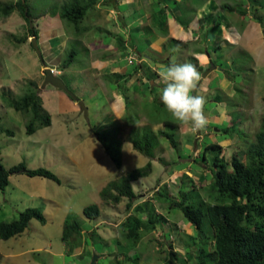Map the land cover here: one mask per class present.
I'll use <instances>...</instances> for the list:
<instances>
[{"label":"rangeland","instance_id":"obj_1","mask_svg":"<svg viewBox=\"0 0 264 264\" xmlns=\"http://www.w3.org/2000/svg\"><path fill=\"white\" fill-rule=\"evenodd\" d=\"M17 1L0 0V6ZM28 1L39 29L38 41L44 59L31 46L33 37L27 42H18L29 35L25 20L18 13L9 17L0 14V128L15 132L14 137L0 135V159L7 170L21 163L28 169H49L60 178L61 184L21 173L11 175L10 186L4 192L0 191V223L18 220L29 208L39 209L46 217V223L34 219L22 235L8 241L0 238V253L26 251V256L10 260L11 264H91L94 259L96 264H169L167 258L172 245L179 257L186 260V252L191 249H186L187 242L191 243L188 236H196V228L187 222L180 210L171 208L169 200H159L156 194L166 191L168 196L181 199L190 192L188 196L194 197L193 202L208 200L213 182V158L217 152H208L206 162L200 157L204 149L211 144L223 145L228 159L235 151L244 153L253 141L264 115V21L262 24L253 18L256 11H253L252 3L264 4V0H99L78 29L60 17L62 7L70 5L71 0ZM227 5L236 8L237 12L229 11ZM241 5L247 7L246 16L238 12ZM175 7L179 9V16L173 11ZM212 7H217L216 11L213 12ZM259 7L258 15L264 17V9ZM201 8H209L206 13L210 17L213 15L216 25L211 27L213 31L208 42L192 41L188 51H202L208 55L207 47L217 66L218 71H212L207 77L204 75L214 66L203 73L199 71L202 90L194 93L205 97L204 112L209 122L198 133L184 127L171 130L163 126L165 122H179L165 107L157 112L155 98L160 91L152 93L157 86L152 84L154 79L150 82L144 79L143 70L136 73L140 69L137 58L135 64H131L124 48H139L142 52L139 58L142 56L147 61L151 55L160 54L154 51L155 48L160 50L163 46L169 51L171 63L195 65L191 57L185 61L187 49L165 44L163 39L154 41L152 48L150 43L156 35L166 36L164 28L169 29L171 22L182 26L180 22L184 20L189 24L188 29L182 26L186 35L195 33L199 27H204L203 33L210 30V21L197 17ZM173 26L170 37L180 39L181 35L175 33L176 26ZM223 26L227 30L234 26L241 38L233 35L230 37L234 43L221 42L219 29L224 31ZM147 32H151L150 36L145 34ZM214 45L221 49L215 52ZM121 53L125 54L120 59ZM159 56L162 61H169L167 55ZM153 57L147 62L150 69L146 71L150 72L154 66V73L159 76L163 66H155ZM104 58L108 59L107 64L99 62ZM68 60L72 62L64 67ZM111 62L114 63L110 70L107 66ZM46 67L60 72L58 77L84 103L87 115L77 102H71L68 93L51 85L43 87ZM113 69L115 73L129 74L128 82L116 83L117 76L111 75ZM215 74L217 79L213 78ZM224 81L226 86L229 85L225 92L220 88ZM30 82L36 83L39 90L35 91ZM119 85L121 90L116 98L113 90ZM162 86L161 83L160 88ZM30 90L41 98L42 110L51 116L52 122L49 127H37L33 135L27 133L32 114L10 108L3 97V93H8V98H20ZM124 94L129 97L128 101L123 98ZM217 97L221 99L219 103ZM222 109L230 111L225 119L220 116ZM231 119L234 130H229ZM155 123L162 124L154 126L156 132L165 129L174 133L179 146L173 148L162 137L154 151L155 158L150 159L135 151L132 141L143 136L147 126ZM96 132L121 144L118 146L120 167L106 154ZM148 162L153 164V173L133 183L138 194L134 206L150 202L163 218V225L143 234V240L134 245L123 238L120 228L129 215L127 202L105 203L100 191L109 182L119 180ZM93 204L102 210L96 221L83 214L84 208ZM71 217L84 230L82 245L74 251L79 254L77 256L70 252L74 240L70 239L68 246L62 241L66 222ZM205 232L210 235L208 227ZM50 242L53 243L52 254L38 252L39 248H48ZM179 263L183 264V261ZM189 264H197V259L190 260Z\"/></svg>","mask_w":264,"mask_h":264},{"label":"trees","instance_id":"obj_2","mask_svg":"<svg viewBox=\"0 0 264 264\" xmlns=\"http://www.w3.org/2000/svg\"><path fill=\"white\" fill-rule=\"evenodd\" d=\"M97 1L99 0H71L69 1L70 5L62 7L60 17L68 21V23L75 25L76 29H78L89 10L99 4ZM254 1L256 2L257 0ZM259 6L261 9H264L263 3H252L253 11H256L253 14V18L263 24L264 17L258 15L257 7ZM228 9L231 12H237L236 8L232 6H228ZM238 12L242 16H246L248 13L247 7L241 5V10ZM14 13H18L29 27L27 31L29 35L23 39H18V42H27L29 37H37L39 39L40 33L33 19L30 2L28 0H18L17 2L5 3L0 6V14L4 17H9ZM179 19L182 20L181 18ZM206 20L210 21L208 25H210L211 31V27L212 25H216V21L212 16L206 17ZM183 21L180 22L181 25H184L188 29L189 24ZM163 24L165 25V22ZM164 30L165 35H167L169 29L164 28ZM210 31L202 32L204 37L210 35ZM145 34L150 36L151 32ZM167 43L176 45L182 49H186L189 45L187 42L174 38L168 39ZM31 46L33 47L32 43ZM220 49L221 46L214 45L215 52ZM139 53L142 54V52ZM137 56H131V64H135L134 59ZM141 58L143 59L142 56ZM192 60L194 63L197 62L194 57H192ZM70 62L72 61L68 60L64 67H68ZM154 62L158 63L156 60ZM198 71L201 72L200 67ZM111 75L117 76L118 80L116 83L125 82L129 78V74L126 73H111ZM155 77V73L152 75L146 74L149 82ZM30 85L35 91L39 90V86L36 83L30 82ZM8 95V93H3V97L8 101L10 108H13L17 112L32 114V119L27 125L28 135L35 134L37 127L51 126V116L43 112L42 100L36 92L30 90L28 94L20 98H8ZM128 98L125 96V100L128 101ZM216 99L217 101H221L219 97ZM73 101L75 102L72 98L71 102ZM156 102L157 112L160 113L161 110L159 109H163L164 106L160 99H157ZM232 120H230L231 128L229 130H234L235 128V125L232 126ZM164 125L171 130L183 129L179 123L170 121L165 122ZM147 127L148 130L143 136L133 139L132 144L135 151L150 159H154V151L159 147L160 138L162 137L167 139L173 148H178L179 143L174 133L172 134L169 130L165 129L156 132L152 128V125H148ZM1 134H6L9 137L15 136L14 131L0 128ZM96 136L106 154L114 164L120 167L121 151L118 150V146L121 144L100 136L98 132H96ZM204 150L203 155L200 156L203 161H206V154L208 152H217L213 158V169L211 171L213 182L209 187L208 200L201 199L200 201L193 202L194 197L188 196L190 192L184 194L181 199L168 196L166 191L156 194L159 200H169L171 208L180 210L187 222L196 228V236L187 235L191 240V243H188V241L186 244V249L187 247L191 248L190 251L186 252L187 261L179 257L178 253L174 251L173 246L170 245L169 257L167 258L169 264H180V260L183 261V264H189V261L194 258L197 259V264H264V115L262 116L258 132L255 133L253 141H251L244 153L235 151L231 158L226 159L223 145L217 143L207 146ZM19 173L31 178L40 177L59 185L61 184L60 178L49 169H28L25 164L21 163L7 170L0 159V191L4 192L10 186L11 175ZM152 173L153 164L152 162H148L144 167L127 173L119 180L109 182L100 191V197L105 203L119 205L125 201L127 202V212L129 215L120 228L123 230V238L134 245L139 244L143 240V234L151 233L158 225H163V218L156 213L154 206L150 202L144 201L134 206L138 194L133 188V183L149 177ZM83 214L87 219L96 221L101 217L102 210L99 205L93 204L85 207ZM145 214H147L146 217L144 216ZM34 219L39 220L43 224L46 223V217L39 209L35 208H29L22 212L20 218L16 221L1 222L0 238L8 241L13 237L22 235L30 227ZM207 227L209 228L210 235H207L205 232ZM83 238L84 230L71 217L66 222L62 241L68 246L70 239H73L74 242L70 245V252L74 253L75 248L77 249L82 245L81 241ZM198 245L200 247L197 249ZM129 260H131L130 257Z\"/></svg>","mask_w":264,"mask_h":264},{"label":"clouds","instance_id":"obj_3","mask_svg":"<svg viewBox=\"0 0 264 264\" xmlns=\"http://www.w3.org/2000/svg\"><path fill=\"white\" fill-rule=\"evenodd\" d=\"M212 66L215 69L217 68L214 64ZM47 68L51 69L56 77L60 75V72L56 73L55 68L46 67L45 70ZM207 73L210 74V71ZM46 76L45 74V78ZM159 77L160 82L164 85L160 89L159 98L168 113L190 132L198 133L203 131L209 121L204 112L205 97L200 94H194L201 81V73L196 66L189 62L176 63L173 61L169 65L162 67ZM78 101H80L79 98L75 100L77 103Z\"/></svg>","mask_w":264,"mask_h":264},{"label":"crops","instance_id":"obj_4","mask_svg":"<svg viewBox=\"0 0 264 264\" xmlns=\"http://www.w3.org/2000/svg\"><path fill=\"white\" fill-rule=\"evenodd\" d=\"M130 4H134V3H130ZM208 3H206V4H203V5H207ZM171 7V6H170ZM204 7V6H203ZM202 7V8H203ZM201 8V9H202ZM213 8V7H212ZM170 9V8H169ZM199 10L200 12L199 13H197V14H199V15H197V17L199 16V17H205L204 19H206V17H208L209 16V13L207 14L206 13V11L209 9V8H205V10L204 9H202V10ZM216 9H217V7L215 8H213L212 9V11L214 12V11H216ZM173 11H174V13L177 15V16H179L180 15V12H179V9L177 8V7H175V8H173ZM212 17H213V15H212ZM201 19V18H200ZM172 24H174V26L173 27H175L173 30L175 31V33H179L180 35H181V37H180V39H177V40H181V41H184V42H187L189 45H188V47H190V44L192 43V41L193 42H197V43H201V44H204V42H208V40H210L211 39V37H210V35H206V37H204V35H203V33H202V31H203V29H204V27L202 28V27H199L198 29H197V31L195 30V33H193V34H191V35H186V34H184V30H183V28H182V26H178L177 25V23L175 22V23H173V22H171V27L170 28H172ZM224 27V26H223ZM170 28H169V31H170ZM172 29H171V32H172V34H173V31ZM210 31V30H209ZM212 31V30H211ZM210 31V32H211ZM219 35H220V41L221 42H223V41H226V42H228V41H231L232 39H231V37L230 36H233V35H235L236 36V38H241V36L238 34V32H237V30L235 29V27L234 26H231L230 27V30H227L226 29V27H224V31H222L221 29H219ZM170 32L166 35V36H163V37H161V36H157L156 35V38L154 37L153 39H152V42L150 43V47L152 48V44L154 43V41H156V42H158V40H160V39H163V40H165L164 42H166L165 44H167V42H168V39H171V37H170ZM172 36V35H171ZM232 42V41H231ZM232 43H234V42H232ZM162 45H163V43H162ZM208 46V45H207ZM188 47L186 48L187 49V52L185 53V55H184V59H185V61H186V59L187 58H192V57H194L196 60H197V62L195 63V66H196V68H197V70L199 69V67L201 68V73H203L204 71H206V70H208L211 66H212V64H214V65H216L215 63H214V61H213V56L212 55H209L210 54V51H209V49L206 47V51H208L207 53H208V55H206L205 54V52H197V51H193L192 53L190 52V51H188ZM122 48V47H121ZM161 49V51L158 49V50H156V48L154 49V51H159L160 52V54H157V56H155V57H153L152 55H151V59H147V61L145 60V59H140L139 58V60L137 59V61H138V63H139V70L136 72V73H140L141 72V70H143L144 71V74H145V77H144V79H146V80H148L147 78H146V74L147 73H149L150 75H152L153 73H154V66H153V68L151 69V71L150 72H148V71H146V69H150L149 67H147V62H150V61H152V57H153V60H156L158 63H156V65L155 66H165V65H169L170 63H171V57L169 56V51L167 50V49H165L163 46L162 47H160ZM123 49V48H122ZM124 50H125V55L126 56H128V57H131V56H139L140 54H139V52H138V48H136V47H130V46H127L126 48H124ZM130 50V51H129ZM124 54H122L121 53V55H120V59L124 56ZM149 55H150V53H149ZM159 55H163V56H165V55H167V58L169 59V61L168 62H164V61H162L161 59H162V57L161 56H159ZM137 56V57H138ZM158 59V60H157ZM108 60V59H107ZM107 60H106V58H104V60H100L99 62H101V63H103V64H107ZM143 60V61H142ZM119 61V60H118ZM118 61H115V63L116 62H118ZM112 63H114V62H111V63H109V66H107V67H110V70H111V65H112ZM152 66H150V67H152ZM121 69V68H120ZM212 71H215V72H217L218 70H217V68L215 69V68H213L212 69ZM212 71L210 72V73H212ZM221 71V70H220ZM116 71H115V69H113L112 70V72L111 73H115ZM156 73V72H155ZM157 74V73H156ZM208 75H210V74H208ZM216 75L217 74H215L214 76H213V78L214 79H217V77H216ZM149 81V80H148ZM132 82V81H131ZM156 84L157 86H156V88L155 89H153L152 90V93H154L155 91L154 90H156L157 92H159L160 91V85H161V82H160V79H159V76L158 75H156V77L154 78V80H153V82H152V84ZM220 82H218V84H219ZM225 83H226V81H224V83H220V84H223V85H220V88H221V90L223 91V92H225V89L226 88H229V85L228 86H226L225 85ZM229 83H230V81H229ZM202 82L199 84V86H198V89L197 90H202ZM143 85H148V83L147 84H144V82H143ZM119 90V91H118ZM120 90H121V88H120V86L119 87H117L116 89H114L113 90V93L115 94V97L117 98V92H119L120 93ZM160 93V92H159ZM151 94V93H150ZM125 96H127V94H124ZM125 96L123 97V98H125ZM157 99H160L159 98V96L158 97H156L155 98V100L157 101ZM151 100V99H150ZM152 100H154V99H152ZM217 100V99H216ZM218 103H219V101H217ZM221 104V103H220ZM221 107H222V104H221ZM126 109V108H125ZM222 111H223V113H220V116H223V118L225 119V118H227L228 116H229V112L230 111H228L227 109H222ZM160 125H162V124H160V123H155V124H153L152 125V128L154 129V126H160ZM164 126V125H163ZM155 130V129H154ZM156 131V130H155ZM157 131H159V130H157ZM53 249V243L52 242H50L49 243V245H48V248H39L38 249V252H44V253H49V254H52V252H51V250ZM28 251V250H27ZM63 253H61V255H62ZM81 254V253H80ZM27 254H26V251L25 252H21V253H16V254H14L13 252H9V253H0V264H11L9 261L10 260H12V259H19L20 257H23V256H26ZM74 255H79V254H76V253H74Z\"/></svg>","mask_w":264,"mask_h":264},{"label":"water","instance_id":"obj_5","mask_svg":"<svg viewBox=\"0 0 264 264\" xmlns=\"http://www.w3.org/2000/svg\"><path fill=\"white\" fill-rule=\"evenodd\" d=\"M32 43H33V47L34 49L38 52V55L41 57V59H44L43 58V53H42V50L38 44V41H37V38L34 37L32 39ZM45 74L47 75L46 76V81L44 82V85L43 87H46L47 85H51L57 89H60L66 93L69 94L70 97H72L74 100H78V98L76 96L73 95V93L68 89V87L65 85V83L58 77H56L54 74H53V71L49 68H47L45 70ZM208 73H206V75H204V77H207ZM78 105L79 107L81 108V111L87 115L88 114V110L86 108V106L84 105V103L82 101H78ZM91 264H96V259H94Z\"/></svg>","mask_w":264,"mask_h":264},{"label":"built area","instance_id":"obj_6","mask_svg":"<svg viewBox=\"0 0 264 264\" xmlns=\"http://www.w3.org/2000/svg\"><path fill=\"white\" fill-rule=\"evenodd\" d=\"M130 63H132V59H131Z\"/></svg>","mask_w":264,"mask_h":264}]
</instances>
